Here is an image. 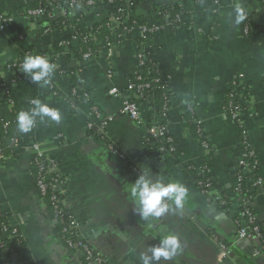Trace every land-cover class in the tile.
Listing matches in <instances>:
<instances>
[{
    "label": "crops",
    "instance_id": "1",
    "mask_svg": "<svg viewBox=\"0 0 264 264\" xmlns=\"http://www.w3.org/2000/svg\"><path fill=\"white\" fill-rule=\"evenodd\" d=\"M44 1L51 3L0 0V11L13 19L0 32V103L9 96L18 114L33 107L32 100L39 99L61 114L59 123L37 120L29 133H23L19 156L0 165L2 212L9 216L11 226L19 229L23 240L18 264H82L81 255L63 244L57 224L37 190L31 172L34 144H40L46 155L56 161L63 178L59 189L64 192L67 211L78 221L85 240L109 264H142L141 254L151 255V247L159 246L167 234L178 237L182 250L153 264H264L263 242L238 237L245 208L254 213L264 231V0H239L248 16L239 24L229 15L238 0H219L216 10L214 0H202L195 6L192 18H182L191 25L178 29L172 28L170 13L164 17L167 22L160 23L157 7L141 5L136 14L146 25L160 27L158 32L144 39L136 28L121 38L119 29L111 32L107 27L112 43L92 61H80L69 50L57 55L52 52L47 59L49 63L53 59L56 62L50 83L41 86L42 82L33 83L20 67L11 68L22 64L26 55H42L41 49L29 51L31 44L54 45L73 30H92L103 20L108 25L110 17L117 13H87L78 8L74 11L80 16L73 11L71 26L61 32L50 29L54 21L62 18L64 10L59 6H66L68 0H52L55 7L50 15H21ZM248 20L254 24L247 35ZM142 52L157 64L160 79L168 84L172 99L166 118L159 112V92L151 93L146 100H136L137 93L129 88ZM73 68L79 69L74 78L80 81L84 96H88L81 98L89 101L78 110L69 101L75 79L67 71ZM240 75L248 87L242 100L246 108L244 128L258 157L263 180L260 187L249 188L245 196L234 189L243 152L242 131L224 108L228 89ZM4 84L8 94L2 89ZM54 88L57 95L51 91ZM112 89L118 90V96L110 95ZM126 100L138 102L142 124L121 113ZM190 107L205 128L209 154L186 118ZM93 108L105 120L104 136L88 129ZM159 123L168 125L174 147V152L166 153L159 142H151L163 154V168L150 154L149 128ZM110 143L143 170L150 167L154 177L165 183L183 184L188 189L183 206L176 208L168 201L170 210L160 218L141 219L134 211L129 192L135 178L109 152ZM205 166L209 170L207 177L214 182L210 195L203 194L197 184ZM4 239L0 227V243ZM222 244L227 253L222 251ZM0 264H12L8 253L1 250Z\"/></svg>",
    "mask_w": 264,
    "mask_h": 264
},
{
    "label": "trees",
    "instance_id": "2",
    "mask_svg": "<svg viewBox=\"0 0 264 264\" xmlns=\"http://www.w3.org/2000/svg\"><path fill=\"white\" fill-rule=\"evenodd\" d=\"M72 1H75V6H83L82 9L94 12L101 13V12H107V11H124L127 10V6L130 4L132 7L129 9L130 14H129V20L126 24H123L122 26L119 27V30H117L118 36L121 38L124 37L127 34L133 33L134 29H136L138 26H145V21L142 20L137 14H136V9L137 7L148 4L151 7L156 8L157 10L161 12V16H159V21L160 23L167 22V20L164 18L166 17L169 13L173 17L172 18V28L173 29H178L179 27L184 26H189L191 25V22H184L182 21V18L187 17V18H192L194 13H195V6L200 3L202 0H171L169 4L167 5H162L159 2L162 0H91L94 1L96 4L93 7H89L86 5V3L90 0H68L66 6L62 7L59 6L62 10L66 12H71L73 11L72 9ZM53 1L51 0V3ZM48 3L46 1L42 2L41 5L38 3L34 4L33 6L29 7L28 11L26 12H21L24 17L30 18L29 13L33 11H41L42 14H47L50 15V13L53 12V7H55L53 4ZM262 7L264 8V2H262ZM217 8L214 7L213 10H216ZM156 10V11H157ZM89 12V13H90ZM81 15H84L82 12ZM80 16V15H79ZM4 19H12L11 16L4 15L0 11V24ZM72 16L68 17H63L59 19L58 21H54V24H52L50 30L54 29H59L61 32L66 30L68 27L71 26L72 21H73ZM138 22V24H136ZM248 25L250 28H252L253 22L250 20L247 21ZM162 26V25H160ZM107 29V21H99L96 23L93 27L92 30H80V31H75L73 30L69 35L65 37L64 40L55 43L54 45H43L42 43H33L29 47V51H35L41 49L42 56L49 58L51 53L54 52L56 55L62 51V50H69L68 53H73L75 57L83 61L85 55H89V60H95L99 56L100 53L105 52L108 49V45L112 43V37L111 34L106 30ZM154 34V33H152ZM151 34V35H152ZM145 40L142 39V42ZM100 42L102 44H100ZM51 47V48H50ZM145 64V67L142 71L136 70L130 77V82L136 86L143 85V84H151L150 88L145 89L143 91V96L142 100H146L148 95H150L153 92H159V99H160V106L161 108L159 109V112L161 114H164L167 110L165 108H170V102H171V95L169 94V88L167 87L168 84L165 81H162L160 79V73L159 69L157 68V64L152 60V58L149 55H146L145 58L142 60ZM23 62V61H22ZM55 60L53 59L50 64H55ZM19 65V64H17ZM79 69L73 68L69 69L67 73L71 75L73 78L75 77L76 71ZM141 77L142 81H138L137 78ZM75 79V78H74ZM151 79H158L160 80L158 83H153ZM234 81H232L230 88L228 89V92L225 97V104L224 108L226 113L228 114L229 117H231L232 110H231V105L233 106H238L239 102L235 101L231 96L234 92ZM81 85L79 80L75 79V82L73 83V87L70 90V97L69 101L70 104L72 105V108L74 110H78V107L84 103L89 104V101L86 99H82L81 97L84 96V92L81 91L79 86ZM167 85V86H166ZM247 85L246 83L242 86V90L245 92L247 91ZM50 91V90H49ZM52 92L55 91V88L51 90ZM51 92H49L50 94ZM57 95V91H55ZM249 94V91L246 92V95ZM13 103L11 101V98L6 96V101L0 103V165H4L6 161L12 157V158H17L20 154V149L22 145V135L23 133L20 132L17 128V113L15 111V108L12 106ZM242 110L246 112V108L241 106ZM187 120L190 123V126L192 127V132L194 136L198 139L200 143L202 142H208L209 140L207 138V134L205 131V128L203 125L198 126L196 124V121L198 120V117L196 116L194 110L190 107L187 110ZM166 121V120H165ZM242 131V130H241ZM151 142H154L152 139L150 140V154H153L154 149H158L157 146H153ZM210 145V144H209ZM149 154V155H150ZM36 156L33 155L31 157V172L32 175L37 181L39 177V165L38 162H36ZM55 165H57L56 161L53 160ZM45 162L42 161L41 164H44ZM208 165V164H205ZM206 168V169H205ZM205 171L208 170V167H204ZM260 169L256 170V172L251 175V177L255 175H259ZM237 172L235 174V185L234 189L236 190L238 184H240V194L245 196L249 189V185L247 176L244 182L240 183L237 182ZM42 177L45 178V181L48 185L47 192L43 197V202L46 205L51 217L53 220L56 221L57 223V228L59 231V234H61L62 228H63V223H66L68 215L57 213L55 209V205L52 202L51 198L54 194H57V192L53 191L51 189V186L54 183L55 179L57 178V175L55 174H50L47 172H44L42 174ZM201 179V178H199ZM58 180L63 181V178H59ZM205 180H208L210 184L213 185V180L210 177L205 178ZM0 224L1 225H8L10 226L9 223V216L6 215L5 213L2 212V207L0 205ZM256 225L260 226V223L256 219ZM254 224V226H256ZM264 234V231H263ZM18 240H14L10 245H9V250L13 249L14 251H17V247H22L23 246V240H19V244L17 242ZM64 244V242H63ZM65 245V244H64ZM21 250L18 251V254L20 253ZM82 264H84L82 262Z\"/></svg>",
    "mask_w": 264,
    "mask_h": 264
},
{
    "label": "built area",
    "instance_id": "3",
    "mask_svg": "<svg viewBox=\"0 0 264 264\" xmlns=\"http://www.w3.org/2000/svg\"><path fill=\"white\" fill-rule=\"evenodd\" d=\"M128 1H132V0H128ZM75 3H76L75 1H72L73 11L78 8H83V6H79V7L75 6ZM95 4L96 3L91 0L86 3V5L89 7H93ZM212 5L213 7L217 8L220 6V1L214 0ZM131 7L132 5L129 4L127 6V10H124V11L120 10L115 15L110 17V20L107 25L108 30H110L111 32H115L117 29H119L120 26H122L123 24H126L129 20V13H130L129 9ZM29 15H30V18H33V17H40L43 14L41 13V11H33V12H30ZM71 15H72L71 12L69 13L66 11L62 12L63 17H68ZM246 19H248L247 15H246ZM12 21L13 19H4L2 23L0 24V32L5 31ZM136 24H138V22ZM137 29L140 30L144 39H148V37L152 33L158 32L160 30V27H157V26L155 27V26H150V25L145 24V26H138ZM249 31H250V26L247 25L245 28V33L248 35ZM145 56L146 54L142 52L140 53L138 57V60H139L138 70L140 71H142L145 67L144 62L142 61L143 58H145ZM84 60L88 61L89 55H85ZM20 65L21 64L14 65L11 68L12 69L19 68ZM137 80L142 81V78L138 77ZM151 80H152V84L158 83L160 81L158 79H151ZM233 84L235 88H234V92L231 97L235 101L239 102V105L238 106L231 105L232 114L230 118L235 123L238 124V126L242 130V137H243V152H242L240 160L238 161L236 181L242 183L246 180L245 178L249 176V178H247L248 180L247 184L250 186L249 188H258L263 184L262 178L258 174L253 177H251V175H253L256 172V170L260 168V163H259L255 150L252 148L250 144V140L248 138L247 132L245 131V128H244L245 112L241 109L242 108L241 106L244 107L242 103L243 96H244V91L242 90V86L245 84L244 76L240 75L236 77ZM150 85L151 84H143V85L136 86L130 82L129 88L130 90L135 91V93H137L136 100H140L143 96V91L145 89L150 88ZM2 89L5 91L6 94H8L7 86L5 84L2 87ZM109 93L112 96H118L119 94L117 89H112ZM84 97L87 98L88 96L85 95ZM165 110H168V108H165ZM121 113L129 116L131 119L138 122L139 124H142L143 122V114L138 105V102L135 100H126L123 104ZM91 116L93 117V121L88 124V129L90 131H96L102 136L106 135V123H105V120L103 119L101 112L97 110V108H93L91 111ZM162 116L163 118H166L167 111ZM196 124L198 126L203 125L200 120H197ZM149 134L152 140H155L156 142H159L162 145L161 150L163 152H166V153L174 152V147L172 146V139L169 136L168 125L162 124V123L154 124L149 128ZM201 145L209 154L211 150L209 143L202 142ZM108 150L113 156H115L116 158H119L122 161V163L126 166L129 173L132 174L134 178H136L140 174L141 170H143L139 163L129 160L117 146L110 143L108 145ZM32 152H33V155L36 156V159H37L36 162H38V165H39V177L37 181H35V184H36L37 190L40 192V196L43 199L44 195L47 192L48 185L45 181V178L42 177V174L44 172H47L50 174L57 175V178L58 177L62 178V176L58 172V166L55 165L53 159L49 158L46 155V153L43 151L42 146L40 144H34L32 146ZM42 161H44L45 163L41 164ZM205 169H203V171L201 172V179L197 180V184L200 190L203 192V194L210 195V192L213 189V185L210 184L208 180H205V178H207V175L209 173V170L205 171ZM58 179H55L53 185L51 186V189L57 192V194H54L52 196L51 200L54 203L55 209L58 214L63 213L65 215H68L66 223H63L62 225L63 228L60 234V238L62 242H64L65 246L70 251L76 254H80L82 257V262L84 264H109L108 261L105 259V257L85 240L84 234H82V229L78 221H76L73 215L67 211L64 192L59 189V185L62 184L63 181H60ZM240 191H241L240 184H238L236 188V192H240ZM166 202L168 203V201ZM241 217L244 222V225L238 229L239 239L248 240L250 238H257L261 240L264 244L263 230L260 226L256 225L257 218L254 215V213L249 208H245V210L242 212ZM254 224L256 226H254ZM0 227L2 228V231L5 234V239L0 243V250L8 253L12 261V264H18V261H19L18 251L21 250L22 247H17L16 249L17 251H14L13 249L9 250L8 247L14 240H18L17 241L18 244H19V240H22L19 229L14 226H11V224L10 226L0 224ZM221 249L224 253H227L228 249L226 248L225 245L222 244Z\"/></svg>",
    "mask_w": 264,
    "mask_h": 264
},
{
    "label": "clouds",
    "instance_id": "4",
    "mask_svg": "<svg viewBox=\"0 0 264 264\" xmlns=\"http://www.w3.org/2000/svg\"><path fill=\"white\" fill-rule=\"evenodd\" d=\"M234 18V22L239 24L246 19V10L243 5L236 2L232 12L229 14ZM54 70V65L42 55H26L20 71L26 74L33 83H41V86L50 83ZM34 105L28 110H21L17 114V128L22 133H29L36 125L37 120L43 122L46 119L57 123L61 120V114L57 109L49 107L39 99L31 101ZM151 168L141 170L140 174L130 183L129 192L134 203V211L143 220L160 218L170 210L171 205L166 201L172 202L176 208H181L188 196V189L179 182L165 183L162 179L154 177ZM181 244L178 237L174 234L164 235L159 246H152L151 255L141 254L142 264H153L161 258L170 259L180 252Z\"/></svg>",
    "mask_w": 264,
    "mask_h": 264
},
{
    "label": "water",
    "instance_id": "5",
    "mask_svg": "<svg viewBox=\"0 0 264 264\" xmlns=\"http://www.w3.org/2000/svg\"><path fill=\"white\" fill-rule=\"evenodd\" d=\"M76 11H74L73 13L75 14V15H79L80 13H78V12H76ZM90 11H88L87 13H89ZM61 14V13H60ZM153 158H155V160H156V164H160V166L163 168L164 167V164L162 163V159H163V154H162V152H160V151H157V149H154V153H153Z\"/></svg>",
    "mask_w": 264,
    "mask_h": 264
}]
</instances>
